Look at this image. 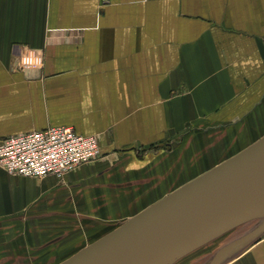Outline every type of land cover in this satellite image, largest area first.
<instances>
[{
  "label": "crops",
  "instance_id": "1",
  "mask_svg": "<svg viewBox=\"0 0 264 264\" xmlns=\"http://www.w3.org/2000/svg\"><path fill=\"white\" fill-rule=\"evenodd\" d=\"M203 122L245 124L250 146L264 137V0H0V138L70 125L103 151L63 178L0 168L2 225L150 202L127 222L170 189ZM205 245L173 263L212 264L228 244ZM217 264H264V230Z\"/></svg>",
  "mask_w": 264,
  "mask_h": 264
},
{
  "label": "water",
  "instance_id": "2",
  "mask_svg": "<svg viewBox=\"0 0 264 264\" xmlns=\"http://www.w3.org/2000/svg\"><path fill=\"white\" fill-rule=\"evenodd\" d=\"M264 215V137L151 205L62 264H172L225 231ZM264 230V223L223 248Z\"/></svg>",
  "mask_w": 264,
  "mask_h": 264
},
{
  "label": "rangeland",
  "instance_id": "3",
  "mask_svg": "<svg viewBox=\"0 0 264 264\" xmlns=\"http://www.w3.org/2000/svg\"><path fill=\"white\" fill-rule=\"evenodd\" d=\"M244 126L245 124L213 122L190 126L185 134L188 142L183 148L185 155L178 154L179 162L182 163L175 171L170 172L171 187L163 195L167 197L182 184L207 173L209 169L248 148L255 140L244 142L245 139H239L247 134ZM195 142L196 146H191ZM169 147L171 153L176 149L173 144ZM149 204L150 202L125 217L120 216L121 211L113 210L112 213L109 209L103 210L102 204L93 203L88 208L83 205L76 207L74 204L72 209H53L34 218L5 220V225L0 220V264H61L78 254L85 246L121 226L125 220ZM262 222L264 215L248 220L205 243L207 245L203 248H218L226 243L229 245ZM238 246L226 251L219 257V262L225 259L226 253Z\"/></svg>",
  "mask_w": 264,
  "mask_h": 264
},
{
  "label": "built area",
  "instance_id": "4",
  "mask_svg": "<svg viewBox=\"0 0 264 264\" xmlns=\"http://www.w3.org/2000/svg\"><path fill=\"white\" fill-rule=\"evenodd\" d=\"M102 157L100 136L82 134L70 125L50 126L0 138V168L12 175L63 178Z\"/></svg>",
  "mask_w": 264,
  "mask_h": 264
},
{
  "label": "bare ground",
  "instance_id": "5",
  "mask_svg": "<svg viewBox=\"0 0 264 264\" xmlns=\"http://www.w3.org/2000/svg\"><path fill=\"white\" fill-rule=\"evenodd\" d=\"M260 217V216H259Z\"/></svg>",
  "mask_w": 264,
  "mask_h": 264
}]
</instances>
